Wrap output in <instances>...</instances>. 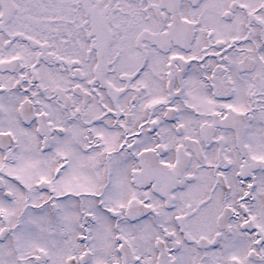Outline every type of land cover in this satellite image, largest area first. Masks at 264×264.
Instances as JSON below:
<instances>
[{
	"label": "snow or ice",
	"instance_id": "obj_1",
	"mask_svg": "<svg viewBox=\"0 0 264 264\" xmlns=\"http://www.w3.org/2000/svg\"><path fill=\"white\" fill-rule=\"evenodd\" d=\"M0 264H264V0H0Z\"/></svg>",
	"mask_w": 264,
	"mask_h": 264
}]
</instances>
